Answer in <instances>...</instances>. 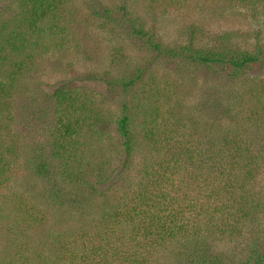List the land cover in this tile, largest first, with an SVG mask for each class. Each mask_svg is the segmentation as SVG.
<instances>
[{"label": "trees", "instance_id": "obj_1", "mask_svg": "<svg viewBox=\"0 0 264 264\" xmlns=\"http://www.w3.org/2000/svg\"><path fill=\"white\" fill-rule=\"evenodd\" d=\"M0 264H264V0H0Z\"/></svg>", "mask_w": 264, "mask_h": 264}, {"label": "rangeland", "instance_id": "obj_2", "mask_svg": "<svg viewBox=\"0 0 264 264\" xmlns=\"http://www.w3.org/2000/svg\"><path fill=\"white\" fill-rule=\"evenodd\" d=\"M5 8V7H3ZM165 20H160L159 27L161 30V34L164 35L168 39H178L180 37L179 29H178V19L174 15H169L164 18ZM243 22V21H242ZM238 25H241L236 21H227L222 20L220 22H216V25H214L212 29L220 30V29H231L234 27H237ZM222 31V30H220ZM79 37V36H78ZM99 41V44H102V47L99 46L101 49H98V54H93V59L89 60V57H86L83 53L84 50H87L90 52L96 51L93 45H96L94 43V40ZM110 37V35L106 33H100L95 34L92 38H86L84 41H79V49L72 46V44L67 43L65 48H69L70 50H64L63 53H56L52 57L48 58L43 67V71L40 74V80L45 81L46 83H55L58 79H61L66 73V66L73 65L76 70L79 71H86L90 69H105L108 63V54L103 53L102 51L108 50L110 47V44H113L114 41ZM73 51H72V50ZM72 51V52H71ZM6 57V54L4 55ZM14 60V58H12Z\"/></svg>", "mask_w": 264, "mask_h": 264}]
</instances>
